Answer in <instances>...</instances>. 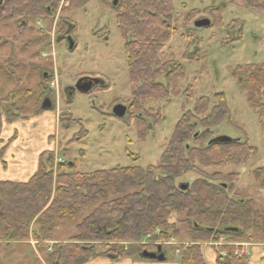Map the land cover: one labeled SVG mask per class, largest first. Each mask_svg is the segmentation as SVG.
Segmentation results:
<instances>
[{"label": "rangeland", "instance_id": "374dc122", "mask_svg": "<svg viewBox=\"0 0 264 264\" xmlns=\"http://www.w3.org/2000/svg\"><path fill=\"white\" fill-rule=\"evenodd\" d=\"M112 3L113 0H109V4L104 0H89L84 7L72 11L68 9L69 2L61 0L53 17L36 19L23 32L18 30L17 18L0 22V67L9 73L6 76L0 72V98L11 93L20 113L27 118L3 126L0 148L3 144L7 147L0 155V181L5 176L15 177V172L19 174L28 167L33 157L50 150H55L63 162L76 161L73 171L79 173L115 167L145 169L157 166L179 119L186 112H193L200 98H208L210 107H213V96L222 93L230 122L214 129V136L246 141L256 149V153L241 164L202 166V170L208 174H237L233 194L251 200L254 209L264 210V190L258 189L254 183L255 170L264 168V132L261 129L264 110L259 113L248 104L250 98L262 100L264 89L244 84L239 79L243 74H235L238 66L264 64V13L230 0H172L171 26L175 31L158 58L162 62L179 63L183 77L170 82L168 99H145L141 102L142 110L138 117L144 119L148 129L140 137L136 122L126 123L125 109L136 87L128 80L124 40L116 26ZM208 9L220 11V21H215L207 13ZM199 18H205L207 26L196 27L195 22ZM63 19L75 25V30L60 40L58 24ZM37 30L44 35L41 36ZM44 74L49 80H42ZM81 78L96 79L98 84L89 92L74 91L68 95L65 90ZM166 80L164 75L158 77V82L163 85L167 84ZM43 82L48 84L54 98L51 100L47 96L51 107L34 117V100L40 93L38 83ZM25 91H30L28 98L24 96ZM117 109L124 110L122 120L113 117ZM56 113L58 116L69 114L80 120L87 136L67 145L81 127H56ZM147 114H159L163 120L151 124ZM62 150L65 151L64 156ZM194 176L188 173L178 184L181 187L188 185ZM222 183L228 184L226 181ZM181 217V214L173 213L169 220L177 223ZM82 218L80 216L66 227L57 229L52 241L41 246L49 248L53 243L68 242L74 234V225ZM178 225L180 234L177 239L157 242L151 236H145L139 242L112 244L124 249L130 245H160L170 262L176 264V250L191 243L187 228ZM258 240L239 244L245 248L264 245V239ZM215 243L206 244L225 255L220 250L224 241L221 239ZM38 246L34 239L10 243L0 241V264H47L49 252H40ZM93 246L89 250L95 256H112L105 253L102 245L93 243ZM249 264H264V258L260 262L251 255Z\"/></svg>", "mask_w": 264, "mask_h": 264}, {"label": "trees", "instance_id": "16d2710c", "mask_svg": "<svg viewBox=\"0 0 264 264\" xmlns=\"http://www.w3.org/2000/svg\"><path fill=\"white\" fill-rule=\"evenodd\" d=\"M67 1L68 9L72 11L89 2ZM230 1L264 13V0ZM60 2L3 0L0 22L17 18L18 30L23 32L28 30L32 21L53 17ZM104 2L109 4V0ZM111 8L124 40L128 80L136 87L126 108V123L135 121L139 136L143 137L148 127L144 119L138 117L141 102L168 99L170 82L183 77L179 63L162 62L158 58L175 31L171 26L172 0H113ZM207 13L215 21H220V11L208 9ZM67 23L60 20L58 36L65 35L66 30L74 32L75 25ZM0 72L9 76L4 67H0ZM235 74H243L239 79L244 84L264 89V64L238 66ZM160 75L167 79L166 85L158 82ZM47 77L44 74L42 80H49ZM38 87L40 93L35 97L32 110L34 117L46 111L43 103L48 100L47 96L51 100L54 98L48 84L38 83ZM24 96L28 98L30 91H25ZM213 100L215 105L210 107L208 98L198 99L193 112H186L179 119L157 166L145 169L115 167L79 173L73 171L76 161H62L55 165L52 150L41 153L36 171L26 182L0 181V241L10 243L34 239L40 245V252H49L47 264H80L90 255L95 256L89 250L93 249V243L105 247V253L111 254L115 260L155 252L156 245H130L124 249L112 243L139 242L145 236H151L157 242L170 241L179 237L178 224H181L187 228L191 243L180 248L179 264H206L202 245L221 239L224 245L220 250L225 255L217 253L214 264H249L248 256L239 254L240 247L236 244L264 239V210L254 209L251 200L233 194L237 174H208L202 166L241 164L253 157L256 149L246 141H221L214 136V129L230 122V113L222 93L215 94ZM248 104L261 113L264 92L262 100L250 98ZM147 117L151 124L163 120L159 114H147ZM24 119L27 120L11 93L0 98V134L4 125ZM73 125H79L81 129L67 145L84 139L87 132L82 122L71 115L58 116V127L69 129ZM261 129L264 132V123H261ZM6 147L5 144L1 146L0 155ZM64 152L62 150V156ZM188 173L195 176L181 189L178 181ZM254 183L258 189L264 190V168L255 170ZM173 213L181 214L182 219L177 223L170 222ZM80 216L83 218L74 225V234L68 242L53 243L49 248L41 246L52 241L57 229L66 227Z\"/></svg>", "mask_w": 264, "mask_h": 264}, {"label": "crops", "instance_id": "0c3cea01", "mask_svg": "<svg viewBox=\"0 0 264 264\" xmlns=\"http://www.w3.org/2000/svg\"><path fill=\"white\" fill-rule=\"evenodd\" d=\"M54 119H55V126L58 127V113L55 114ZM40 121H44V119H41ZM38 158L39 157L37 158L33 157L28 167L23 168L19 172V174L18 172H15V177L5 176L3 177L2 181L26 182L30 178V176L36 171V168L38 165ZM236 245L240 247L239 251L241 252V254L244 253L248 256L249 263H250L251 255H255V258H258V260L262 262L264 258V251H263L262 246L264 245H260V246L249 245L246 248L244 247V245L242 246L241 244H236ZM162 253L164 255L163 261L146 259L142 255L125 257L119 260H115L114 257L110 255H98V256L90 255V257H88V260L83 261L81 264H175V263L170 262V260L166 257V254L164 253V251ZM217 253H219V250L216 247H213L210 245L207 246V244L202 245V254H203L206 264H214L215 256ZM177 257L179 258V254H177ZM176 264H179V261Z\"/></svg>", "mask_w": 264, "mask_h": 264}, {"label": "water", "instance_id": "95a60500", "mask_svg": "<svg viewBox=\"0 0 264 264\" xmlns=\"http://www.w3.org/2000/svg\"><path fill=\"white\" fill-rule=\"evenodd\" d=\"M3 2V0H0V5ZM208 21L205 18H199L196 20L195 22V26L196 27H205L207 26ZM98 81L96 79L93 78H81L79 79L74 86L70 87L69 89L74 92V91H78V92H82V93H86L89 92L93 86L97 85ZM49 104L48 102H45L43 104L44 108H48ZM126 110V109H125ZM122 115H124V110L122 109H117L116 110V114L115 116L117 117H122ZM221 141H228V139L223 138V139H219ZM185 187H181V189H184ZM142 256L146 259H151V260H157V261H163L164 260V255L161 252V247H157L156 252H143Z\"/></svg>", "mask_w": 264, "mask_h": 264}, {"label": "flooded vegetation", "instance_id": "af4514ba", "mask_svg": "<svg viewBox=\"0 0 264 264\" xmlns=\"http://www.w3.org/2000/svg\"><path fill=\"white\" fill-rule=\"evenodd\" d=\"M68 33H69L68 30H66L65 35H62L61 38H60V40L65 39L68 36ZM95 87H96V85H95ZM93 88H94V86H93ZM66 91H67V94L68 95H70V93L72 92L70 89L65 90V92Z\"/></svg>", "mask_w": 264, "mask_h": 264}, {"label": "built area", "instance_id": "2783aa9c", "mask_svg": "<svg viewBox=\"0 0 264 264\" xmlns=\"http://www.w3.org/2000/svg\"><path fill=\"white\" fill-rule=\"evenodd\" d=\"M54 162H55V165L57 163H61V160L59 158H57L56 154H55V157H54Z\"/></svg>", "mask_w": 264, "mask_h": 264}]
</instances>
